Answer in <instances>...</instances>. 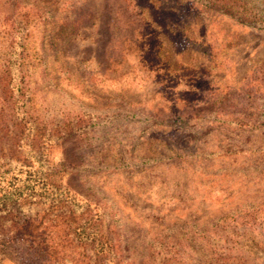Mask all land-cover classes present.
<instances>
[{
  "label": "rangeland",
  "instance_id": "obj_1",
  "mask_svg": "<svg viewBox=\"0 0 264 264\" xmlns=\"http://www.w3.org/2000/svg\"><path fill=\"white\" fill-rule=\"evenodd\" d=\"M205 4L0 0V95L82 120L48 153L106 206L121 264H264V0Z\"/></svg>",
  "mask_w": 264,
  "mask_h": 264
},
{
  "label": "trees",
  "instance_id": "obj_2",
  "mask_svg": "<svg viewBox=\"0 0 264 264\" xmlns=\"http://www.w3.org/2000/svg\"><path fill=\"white\" fill-rule=\"evenodd\" d=\"M204 1L205 7L217 12L238 3ZM129 7L140 8L130 3ZM113 12L108 9L111 16ZM237 16L251 20L246 13ZM6 87L0 95V134L13 137L8 152L0 151V264L2 256L18 264H121L112 226L105 227L102 218L106 206L78 197L69 180L61 181L72 163L55 162L48 153L55 142L84 128L82 120L67 118L46 125L27 120L20 106L25 88ZM221 108L213 111L217 118L227 111Z\"/></svg>",
  "mask_w": 264,
  "mask_h": 264
}]
</instances>
